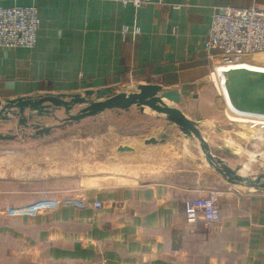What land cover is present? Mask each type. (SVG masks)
I'll return each mask as SVG.
<instances>
[{
    "label": "crops",
    "instance_id": "crops-1",
    "mask_svg": "<svg viewBox=\"0 0 264 264\" xmlns=\"http://www.w3.org/2000/svg\"><path fill=\"white\" fill-rule=\"evenodd\" d=\"M0 5H34L41 18L34 47L0 48L2 104L108 89L130 93L141 84H158L181 93L175 106L198 122L212 150L214 129L221 130L215 88L223 98L205 50L212 15L228 6L264 11V0H151L141 7L113 0H0ZM249 60L237 67L264 73ZM230 72L218 67L216 74ZM224 93L225 110L239 112L225 85ZM59 110L66 114L64 108L54 112ZM153 117L166 134L159 142L196 146L195 164L194 153L186 150L168 170L174 178L98 188L83 183L53 209L26 210V191L0 189V264H264V189L229 183L202 159L195 137L164 115ZM258 120L264 123L263 116ZM224 136L227 140L228 133ZM211 190L220 194L221 223L189 222L184 202ZM96 201L102 206L95 207Z\"/></svg>",
    "mask_w": 264,
    "mask_h": 264
},
{
    "label": "rangeland",
    "instance_id": "rangeland-1",
    "mask_svg": "<svg viewBox=\"0 0 264 264\" xmlns=\"http://www.w3.org/2000/svg\"><path fill=\"white\" fill-rule=\"evenodd\" d=\"M250 59L264 67V53ZM212 79L220 90L224 85L228 88L232 104L239 109L225 110L224 91L222 98L215 88L221 107V112L216 113L220 115L217 126L221 130L214 129V153L223 155L233 167L240 165V174L255 178L264 173V123L231 117L241 118L239 115L247 113L256 114L258 119L264 117V73L238 69L226 76L223 86L218 78ZM81 107H74L71 113ZM146 110L147 114H141L133 106L129 113L112 110L79 121L65 120L67 114L60 110L54 112L55 116L44 114L34 121L21 122L12 115L11 119H0V189L26 191L27 200L22 207L35 211L53 209L72 199L74 188L83 183L98 188L176 177L168 170L173 164L179 165L186 150L194 153L196 146L181 140L168 144L167 140L151 142L152 138L160 140L165 133L158 129L159 120L153 117L158 113ZM33 123L41 127L32 126ZM42 126L51 129L38 131ZM225 133L228 139L222 140ZM195 144L200 150L199 143ZM193 156L195 164L197 155ZM202 159L207 162L204 155ZM15 198L19 200V196Z\"/></svg>",
    "mask_w": 264,
    "mask_h": 264
},
{
    "label": "built area",
    "instance_id": "built-area-1",
    "mask_svg": "<svg viewBox=\"0 0 264 264\" xmlns=\"http://www.w3.org/2000/svg\"><path fill=\"white\" fill-rule=\"evenodd\" d=\"M121 4L141 7L151 0H113ZM41 25L39 9L34 5H0V48H32L37 43ZM129 27L122 30L125 35ZM138 32L136 28L134 30ZM205 50L213 60L212 76L217 68L225 73L234 70L239 63L255 54L264 53V11L256 7H225L216 10L205 40ZM225 76V75H224ZM222 80L221 75H217ZM220 194L211 190L206 196L189 198L184 202V214L191 222L204 221L219 224L222 221ZM97 208L101 202H94Z\"/></svg>",
    "mask_w": 264,
    "mask_h": 264
},
{
    "label": "water",
    "instance_id": "water-1",
    "mask_svg": "<svg viewBox=\"0 0 264 264\" xmlns=\"http://www.w3.org/2000/svg\"><path fill=\"white\" fill-rule=\"evenodd\" d=\"M138 89L139 91L130 93H113L108 89L97 92L87 91L85 96L47 95L39 98H17L8 100L5 104L0 102V119H11L12 116H16L21 122L27 119L34 121L38 116L44 114L55 116L54 109L64 108L67 114L65 120L79 121L108 110L128 111L133 106H137L141 112H145L148 108L156 111L158 115H164L169 123L177 125L185 134L195 137L199 141L207 162L227 178L229 183L244 185L250 189H264V173L255 178L244 176L239 173L240 165L233 167L224 158L213 152L198 122L189 118L180 108L175 106L181 102V93L174 90L165 91L158 84H141ZM168 102L173 103V105ZM79 105L82 107L77 113L72 114L71 110ZM26 110H29L28 116L25 114ZM32 126L41 127L37 123H33ZM50 129V126H42L38 131L49 132ZM165 137L166 134H163L161 141ZM151 142H159V140L152 138Z\"/></svg>",
    "mask_w": 264,
    "mask_h": 264
},
{
    "label": "bare ground",
    "instance_id": "bare-ground-1",
    "mask_svg": "<svg viewBox=\"0 0 264 264\" xmlns=\"http://www.w3.org/2000/svg\"><path fill=\"white\" fill-rule=\"evenodd\" d=\"M238 69H240V70H247L246 68H244V67H236V70H238ZM214 78H217V74L215 75V76H213ZM221 78H222V80H221V84H222V86H223V83L225 82V80H226V77L224 76V74H221ZM223 91H224V86H223ZM225 94V93H224ZM226 96V95H225ZM228 101V100H227ZM226 101V102H227ZM225 105H226V103H225ZM229 106V105H228ZM227 110V109H226ZM228 114V113H227ZM226 114V115H227ZM237 115H239V114H237ZM233 116V115H232ZM241 118H237V117H231V116H229V117H231V119H233V120H237V121H239V120H242V121H247V122H250V123H258V122H260V120H258L257 118H253V117H249V116H242V115H239ZM230 119V120H231Z\"/></svg>",
    "mask_w": 264,
    "mask_h": 264
}]
</instances>
